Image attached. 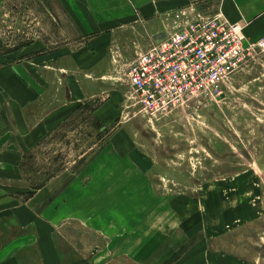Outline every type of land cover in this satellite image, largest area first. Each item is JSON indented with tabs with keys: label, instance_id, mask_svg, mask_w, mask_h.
Segmentation results:
<instances>
[{
	"label": "rangeland",
	"instance_id": "1",
	"mask_svg": "<svg viewBox=\"0 0 264 264\" xmlns=\"http://www.w3.org/2000/svg\"><path fill=\"white\" fill-rule=\"evenodd\" d=\"M220 5L221 0H182L150 22L157 30L160 21L165 29L155 40L143 38L146 24L136 13L137 22L127 26L137 34L133 47L145 50L163 40L177 14L190 7L212 16ZM247 36L249 56L220 93L204 94L163 117L131 107L130 87L117 71L121 45L98 46L92 67L81 54L79 71L70 62L73 53L60 55L65 66L45 73L39 85L47 89L53 76V93L81 91V99L71 101L81 105L69 128L57 133L67 143L61 138L40 149L27 162L24 182L11 184L25 190L18 198L26 201L41 184H32L34 177L46 180L45 173L65 169L49 196L50 205H70L63 227L72 232L67 243L61 232L56 238L55 249L66 257L54 258L46 246L51 264H264V30L248 26ZM130 38L123 39L124 48ZM88 41L76 35L56 0L0 2V70L14 67L34 78L24 60L73 51ZM31 204L45 212L47 204ZM54 209L55 219L42 215L56 222L62 212ZM58 223L61 229L64 223ZM24 248L30 258L38 257L36 244Z\"/></svg>",
	"mask_w": 264,
	"mask_h": 264
},
{
	"label": "crops",
	"instance_id": "2",
	"mask_svg": "<svg viewBox=\"0 0 264 264\" xmlns=\"http://www.w3.org/2000/svg\"><path fill=\"white\" fill-rule=\"evenodd\" d=\"M56 1L61 11L68 16L73 24L76 35L89 41L77 49L75 47L76 50L73 51L62 48L35 56L30 61L24 60L22 64L31 69L34 78L29 75V72L25 75L14 67L0 70V264H51L46 246L50 245L52 254L56 253L54 258L66 257L55 249V245H58L56 238H59L58 232H61L62 237H65L63 243H67L69 232H72L71 228L63 227L67 220L65 214L71 212L68 207L70 205L63 207L56 203L50 205L51 202H54V197L49 195L58 187L57 178L63 174L65 169L45 173L41 177H47L46 180H42L40 177L31 179L32 184L35 180L41 184L32 188L31 191L34 194L28 195L29 198L26 201L18 198L19 194L25 190L17 187L14 190L11 187V184H15L17 181L24 182V177L28 176L27 162L35 161L40 149L43 150L61 138L64 139L65 144L67 143L68 138L58 135V130L69 128L70 121L68 119L74 109L81 105L80 102L71 103L72 99H81V91L65 92L60 88V92L53 93L49 89L50 85L55 84L53 76L52 82H46L47 89L40 87L39 82L44 74L51 73L53 75L59 66H65L60 55L69 54L68 52L74 54L71 56L70 62H73L75 70H81L80 57L83 53L88 57V64L92 67L96 62L95 54L99 51L98 46L104 44L109 46V49L114 45H118L120 48L121 45L122 54L119 53L122 59L118 66H121L123 61H131L134 58L135 50H140L138 47H133V40L137 38L136 32L127 27L128 25L133 26L137 22L135 20L136 13L137 17H141V21L146 24L145 29L148 34L144 32L143 38L153 37L155 40L164 33L165 29L160 21L157 30L151 27L150 22L157 21L158 15L166 12L168 8L182 4V0H154L158 3L153 0ZM220 9L232 22H238L244 18L250 21L249 26L252 30H264V0H221ZM125 30L128 32L127 36H124L126 35ZM128 36L131 37V40L126 41V48H124L123 43ZM148 45L143 44L140 47L146 48ZM61 69L63 68L61 67ZM72 74L77 78L76 73ZM59 84L67 85V82ZM71 85H75V83L71 82ZM82 94L84 97L85 94L83 92ZM64 96H67L68 99L66 100ZM64 101L68 104H65ZM39 110H44L46 113V116L40 120L37 116ZM53 111L59 116H49ZM96 124L94 123V130L98 129ZM8 169H12V171H8ZM63 192L65 193V191ZM14 202L16 203L14 204ZM33 202L47 204L45 212L39 211L36 207L33 208L31 204ZM55 206H58L62 212L59 215L60 219L56 222L44 217L48 216L47 214H52L54 217L55 213L59 212L54 209ZM42 213H45L44 216ZM58 222L64 223L61 229ZM33 244L38 247L36 252L39 253L36 259L34 254L30 258L26 253L30 251L24 248V246ZM19 245H22L19 251H11L10 247Z\"/></svg>",
	"mask_w": 264,
	"mask_h": 264
},
{
	"label": "built area",
	"instance_id": "3",
	"mask_svg": "<svg viewBox=\"0 0 264 264\" xmlns=\"http://www.w3.org/2000/svg\"><path fill=\"white\" fill-rule=\"evenodd\" d=\"M173 21L163 40L135 50L131 61L117 67L130 87L131 107L152 117L170 115L204 94L220 93L249 56L250 23L244 18L232 22L221 9L205 16L190 7Z\"/></svg>",
	"mask_w": 264,
	"mask_h": 264
},
{
	"label": "trees",
	"instance_id": "4",
	"mask_svg": "<svg viewBox=\"0 0 264 264\" xmlns=\"http://www.w3.org/2000/svg\"><path fill=\"white\" fill-rule=\"evenodd\" d=\"M96 126H97V124H96ZM99 129V128H98Z\"/></svg>",
	"mask_w": 264,
	"mask_h": 264
}]
</instances>
